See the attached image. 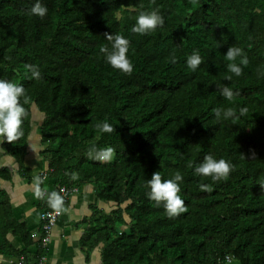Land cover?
I'll use <instances>...</instances> for the list:
<instances>
[{
    "label": "trees",
    "instance_id": "obj_1",
    "mask_svg": "<svg viewBox=\"0 0 264 264\" xmlns=\"http://www.w3.org/2000/svg\"><path fill=\"white\" fill-rule=\"evenodd\" d=\"M32 3L0 0V78L22 84L29 98L23 135L0 140V151L14 160L19 178L33 182L24 162L34 112L41 115L38 154L48 190L37 208L51 210L47 194L62 185H94L109 208L91 206L79 221V249L85 260L97 249L101 264H228V256L264 264V0H42L43 19L28 13ZM154 8L163 27L132 33L135 16ZM106 33L128 38L130 75L104 62ZM232 45L248 64L229 81L223 54ZM193 50L203 58L195 72L185 65ZM25 63L40 67L39 80L24 75ZM217 85L231 88L233 98L221 97ZM218 106L232 107L236 119L217 121ZM104 119L113 133L94 129ZM90 143L112 145L114 158L91 160ZM208 153L231 161L227 180L192 174L189 165ZM10 169L0 167V257L37 264L45 250L13 214L3 186L12 183ZM155 171L162 179L184 176L186 211L178 217L145 197ZM42 185L37 180V189Z\"/></svg>",
    "mask_w": 264,
    "mask_h": 264
},
{
    "label": "clouds",
    "instance_id": "obj_2",
    "mask_svg": "<svg viewBox=\"0 0 264 264\" xmlns=\"http://www.w3.org/2000/svg\"><path fill=\"white\" fill-rule=\"evenodd\" d=\"M28 13L32 16L43 19L48 13V7L42 3V0H33ZM164 17L159 9L151 11L142 10L135 16V23L131 26V32L139 35H146L155 32L158 28L163 27ZM104 38L108 41L107 45L101 46L99 52L103 56V60L111 68L120 71L121 73L130 75L133 72V64L128 56L129 40L126 36L120 33L105 34ZM219 47V43H218ZM225 67L231 76H226V80H231L232 76L239 77L242 74L243 67L247 66L248 59L240 47L235 45L228 46L223 54ZM239 58V63H237ZM11 60V57L8 58ZM170 62L175 63L176 57L174 54L170 56ZM203 58L197 50H193L191 54L186 56V67L195 72L202 64ZM25 76L33 80L41 78L40 67L34 63H25ZM219 95L225 100L230 101L234 92L227 85L221 87L217 85ZM22 101V102H21ZM29 103V98L25 93L22 84L14 82L10 79L0 78V140L11 143L23 135L22 123L27 115L26 104ZM217 121L234 120L236 119L235 110L232 107H215L212 109ZM239 114L243 116L247 111V106L238 108ZM94 129L99 134H111L115 131L114 125L107 119L97 121L93 124ZM115 149L112 145L103 147L96 143H90L87 147L85 155L94 161L110 162L114 158ZM192 174L201 178H210L213 182L227 180L230 172L233 170V165L230 160L225 158H216L213 154L208 153L203 156V159L194 165L190 164ZM75 178V174H73ZM184 181V176L180 171H176L170 178L162 179L161 173L155 171L151 177L146 180L144 193L145 197L155 203V206H162L165 214L169 218L178 217L186 211L185 201L181 198V183ZM264 185V181L261 182ZM199 187L203 190H211L212 185L201 184ZM42 192L37 189L35 196L40 198ZM47 206L56 214L65 211L63 197L56 191H51L47 194ZM228 264H238L235 257H225Z\"/></svg>",
    "mask_w": 264,
    "mask_h": 264
},
{
    "label": "crops",
    "instance_id": "obj_3",
    "mask_svg": "<svg viewBox=\"0 0 264 264\" xmlns=\"http://www.w3.org/2000/svg\"><path fill=\"white\" fill-rule=\"evenodd\" d=\"M36 150V159L26 160L24 164L32 169L34 181L26 182L16 175L15 163L13 159L3 156L0 151V167L8 166L11 168L13 176L12 183H4V188L10 196V204L16 218H24L27 222L29 231H38L39 209L37 208L36 173L43 171L45 164L39 157ZM31 159V158H29ZM97 206L105 210L108 204L99 201L95 195L94 185H78L77 190L71 194L65 211L61 212L53 228L49 243L45 246L44 264H101L99 251L93 250L85 260L84 254L79 249V237L84 229V225H78L79 221L90 214V207ZM15 247L20 245L19 241L12 239Z\"/></svg>",
    "mask_w": 264,
    "mask_h": 264
},
{
    "label": "built area",
    "instance_id": "obj_4",
    "mask_svg": "<svg viewBox=\"0 0 264 264\" xmlns=\"http://www.w3.org/2000/svg\"><path fill=\"white\" fill-rule=\"evenodd\" d=\"M45 173H41L37 176V180L41 182L43 185L40 189L42 192V196H44L48 190V184H45ZM77 190V186H65L62 185L59 187V194L63 197L64 206L67 205L69 198L72 193H74ZM61 213L56 214L52 210H39V226L38 231L31 232V237L35 240L40 237L41 239V245L45 248V246L49 243L52 228L57 220V218L60 216ZM0 261L7 263V264H25L22 257H19L18 259H7L0 257ZM37 264H44V256L40 258Z\"/></svg>",
    "mask_w": 264,
    "mask_h": 264
},
{
    "label": "rangeland",
    "instance_id": "obj_5",
    "mask_svg": "<svg viewBox=\"0 0 264 264\" xmlns=\"http://www.w3.org/2000/svg\"><path fill=\"white\" fill-rule=\"evenodd\" d=\"M40 118H41V115L35 111L34 115H33V121H32L33 130L31 133L32 135L29 139L28 154L25 157V161L31 160V162H33V160L36 159V157H37L35 152L39 148V141H38L39 130H38V128H39ZM29 158H31V159H29ZM8 159H12V158L8 157ZM41 171H38L36 173V175L37 176L40 175Z\"/></svg>",
    "mask_w": 264,
    "mask_h": 264
}]
</instances>
